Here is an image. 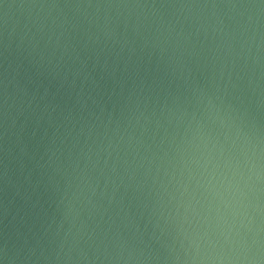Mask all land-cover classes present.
Returning <instances> with one entry per match:
<instances>
[{"label": "water", "instance_id": "1", "mask_svg": "<svg viewBox=\"0 0 264 264\" xmlns=\"http://www.w3.org/2000/svg\"><path fill=\"white\" fill-rule=\"evenodd\" d=\"M0 264H264V0H0Z\"/></svg>", "mask_w": 264, "mask_h": 264}]
</instances>
